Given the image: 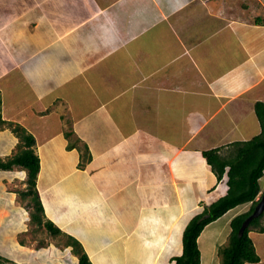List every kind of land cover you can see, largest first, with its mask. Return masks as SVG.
I'll use <instances>...</instances> for the list:
<instances>
[{
  "label": "crops",
  "instance_id": "0c3cea01",
  "mask_svg": "<svg viewBox=\"0 0 264 264\" xmlns=\"http://www.w3.org/2000/svg\"><path fill=\"white\" fill-rule=\"evenodd\" d=\"M11 5L0 22V116L34 136L45 217L93 264H173L185 225L227 190L201 152L260 132L264 23L231 16L224 0ZM70 130L91 154L82 168ZM15 142L0 131L2 150ZM259 186L256 199L264 171ZM249 207L203 228L201 264H220L231 219Z\"/></svg>",
  "mask_w": 264,
  "mask_h": 264
},
{
  "label": "trees",
  "instance_id": "16d2710c",
  "mask_svg": "<svg viewBox=\"0 0 264 264\" xmlns=\"http://www.w3.org/2000/svg\"><path fill=\"white\" fill-rule=\"evenodd\" d=\"M255 23H264V18L257 17ZM254 111L260 125L258 134L248 140L233 141L224 147L201 152L217 180L225 176L227 190L224 195L204 206L203 210L195 214L185 225L182 233V253L172 258L173 264H201L197 244L200 232L208 223L216 220L229 209L245 202H250L249 209L231 219L227 242L218 248L220 264H246L259 261V255L249 232L252 230L264 232V210L260 215L252 218L242 231L240 230L243 221L252 213L258 202L256 196L260 191L259 178L262 177L264 171V102L256 101ZM0 123L7 125L18 140L15 152L6 159H0V170L14 168L25 170L26 186L20 194L27 200L30 222L43 227L52 236L65 237V245L71 247L73 253L77 255L74 264H93L78 239L63 232L53 221L45 217L36 187L39 157L35 152L34 136L21 124L3 120L1 116ZM64 134L69 140L67 148L76 147L78 149L80 153L78 166L84 167L91 158L87 145L85 143L79 145L80 139L77 136L70 140L73 135L72 130L65 131ZM0 264H3L1 255Z\"/></svg>",
  "mask_w": 264,
  "mask_h": 264
},
{
  "label": "rangeland",
  "instance_id": "374dc122",
  "mask_svg": "<svg viewBox=\"0 0 264 264\" xmlns=\"http://www.w3.org/2000/svg\"><path fill=\"white\" fill-rule=\"evenodd\" d=\"M38 1L24 0V4L28 2L30 5L31 2ZM231 2L232 0H224L225 10L230 12L231 16L251 22L257 17L264 18V0H239L236 4H230ZM11 6V0H0V22L10 17ZM3 130L10 129L0 123V131ZM255 134L256 132L253 133ZM75 136L73 133L70 140ZM68 141L67 139V143ZM17 143L18 140L11 146L2 145L4 148L3 150L0 148V159L11 156L16 150ZM78 143L81 145L83 142L80 140ZM25 180L26 172L20 168L0 172V255L3 257V264H74L77 255L73 253L71 247L65 245V237L52 236L43 227L30 222L27 200L20 194L25 189ZM60 204H64L62 207L64 210L68 208L64 202ZM252 231L250 237L257 242V248H260L259 242L263 236L255 230ZM258 255L262 256L261 264H264V253ZM99 259L96 260L101 263Z\"/></svg>",
  "mask_w": 264,
  "mask_h": 264
},
{
  "label": "water",
  "instance_id": "95a60500",
  "mask_svg": "<svg viewBox=\"0 0 264 264\" xmlns=\"http://www.w3.org/2000/svg\"><path fill=\"white\" fill-rule=\"evenodd\" d=\"M264 210V193H262L259 198H258V202L254 207V210L252 211V213L243 221L242 225H241V231L244 229V227L249 223V221L254 218L257 217L258 215H260Z\"/></svg>",
  "mask_w": 264,
  "mask_h": 264
},
{
  "label": "clouds",
  "instance_id": "9594fccd",
  "mask_svg": "<svg viewBox=\"0 0 264 264\" xmlns=\"http://www.w3.org/2000/svg\"><path fill=\"white\" fill-rule=\"evenodd\" d=\"M262 193H264V192H262ZM262 193H261V194H262ZM261 194H260V195H261ZM257 195H258V194H257ZM258 198H259V197H258ZM258 198H257V200H258Z\"/></svg>",
  "mask_w": 264,
  "mask_h": 264
}]
</instances>
